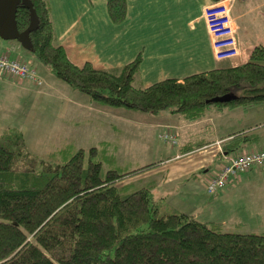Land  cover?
I'll use <instances>...</instances> for the list:
<instances>
[{
    "label": "trees",
    "instance_id": "trees-1",
    "mask_svg": "<svg viewBox=\"0 0 264 264\" xmlns=\"http://www.w3.org/2000/svg\"><path fill=\"white\" fill-rule=\"evenodd\" d=\"M30 1L38 26L28 51L48 73L96 104L147 114L167 110L188 122L204 117L208 108L264 105L263 45L244 63L141 87V52L118 68L76 65L54 40L47 0ZM105 2L111 22L121 23L126 0ZM15 20L19 31L28 26L22 3ZM226 94L232 95L226 102L208 101ZM231 136L222 144L224 155L257 139L243 132ZM207 143L188 142L181 152ZM96 153V147L88 155L79 148L63 162L45 160L29 151L19 130L0 133V264H264V233L226 231L185 212L160 213L161 199L147 188L120 195L116 182L156 163L103 172Z\"/></svg>",
    "mask_w": 264,
    "mask_h": 264
},
{
    "label": "crops",
    "instance_id": "crops-1",
    "mask_svg": "<svg viewBox=\"0 0 264 264\" xmlns=\"http://www.w3.org/2000/svg\"><path fill=\"white\" fill-rule=\"evenodd\" d=\"M214 1L126 0V17L115 24L108 17L105 0H47L54 40L74 64L90 62L99 69L118 68L141 52L136 80L141 87L167 78L181 80L191 74L244 63L256 45L264 46V0H230L228 13L234 26L237 54L217 60L202 15L203 8ZM79 103L86 115L84 119L79 115L74 120L76 127L87 123L93 124L96 131L107 128L113 131V139L125 127L135 124L151 131L162 128L176 137L174 152L161 148L163 153L156 158L152 155L148 163L143 164L154 162L153 167L120 180L116 188L118 183L124 189L132 183L137 189H150L161 203L168 202L169 205L165 204L168 210L185 212L202 222H216L222 228L250 224L252 202L263 191L253 186L252 178L262 175L261 167L240 173L238 182L212 193L206 191L204 181L225 161L222 144L230 140L233 133L257 136V139L250 138L237 152L264 148V105L223 110L208 108L204 117L188 122L167 110L138 114L119 108L113 112L86 97ZM220 116L224 119L216 124L214 118ZM201 140L209 143L181 152L182 145ZM103 142L112 143V151L113 146L116 147L115 141ZM151 147L155 148L153 141ZM173 193L177 194V199H171ZM185 199L189 206L183 204Z\"/></svg>",
    "mask_w": 264,
    "mask_h": 264
},
{
    "label": "rangeland",
    "instance_id": "rangeland-1",
    "mask_svg": "<svg viewBox=\"0 0 264 264\" xmlns=\"http://www.w3.org/2000/svg\"><path fill=\"white\" fill-rule=\"evenodd\" d=\"M3 52L33 67L42 81L39 85L29 81L16 83L5 73L0 75V133L11 128L19 130L31 153H36L45 160L63 162L79 148L84 149L88 155L89 149L96 147L97 153L93 159L101 161L102 171L105 172L107 169L129 170L148 163L152 155L156 158L159 153H163L161 148L170 153L174 152L177 144L159 137L163 133L162 128H155L151 131V129L147 130L131 124L125 127L124 131L121 130L122 132L114 135L112 139L113 131H107V128L102 129V132L96 131L93 124H88V126L87 123L76 127L74 120L79 115H82L84 119L86 115L79 102L84 97H88L48 73L45 66L37 62L34 55L22 48L16 40L0 38V53ZM110 109L113 112L118 110ZM223 119L224 116L215 117L214 122L220 124ZM121 124L124 127L122 122ZM104 140L115 141L114 153L111 149L112 143L106 145ZM152 141L154 149L151 147ZM261 173L260 177L252 178V184L264 191L262 188L264 187V166L261 167ZM125 186L124 189L120 183L117 184L120 195H127L137 189L132 186V183ZM263 191L259 197L254 198L255 202H252L254 209L250 224L241 228L230 226L223 229L243 233H264ZM177 198V194L173 193L171 199ZM165 204L169 205L168 202ZM165 204L161 203L160 213L170 212ZM183 204L189 206L186 199Z\"/></svg>",
    "mask_w": 264,
    "mask_h": 264
},
{
    "label": "built area",
    "instance_id": "built-area-1",
    "mask_svg": "<svg viewBox=\"0 0 264 264\" xmlns=\"http://www.w3.org/2000/svg\"><path fill=\"white\" fill-rule=\"evenodd\" d=\"M230 0H215L205 6L202 15L211 39L214 57L223 60L237 54L234 26L228 13ZM5 73L16 83L29 81L41 84L36 70L26 62L11 58L7 52L0 53V75ZM163 140L177 143L172 132L159 135ZM217 144L219 141L216 142ZM221 152V151H220ZM225 161L216 168L209 179L204 181L207 192L224 189L228 184L236 182L242 172L252 167L264 166V148L233 152L229 156L223 155Z\"/></svg>",
    "mask_w": 264,
    "mask_h": 264
},
{
    "label": "water",
    "instance_id": "water-1",
    "mask_svg": "<svg viewBox=\"0 0 264 264\" xmlns=\"http://www.w3.org/2000/svg\"><path fill=\"white\" fill-rule=\"evenodd\" d=\"M19 3H22L29 11L28 26L19 31L17 28L15 16ZM38 26V17L30 0H0V38L2 40H16L22 48L31 50L33 44L30 33ZM232 97L231 94L214 97L208 101L226 102Z\"/></svg>",
    "mask_w": 264,
    "mask_h": 264
}]
</instances>
